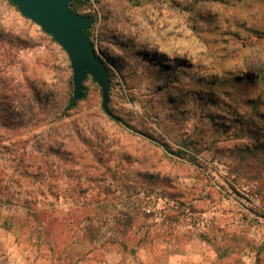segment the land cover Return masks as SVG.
Listing matches in <instances>:
<instances>
[{"label": "rangeland", "instance_id": "rangeland-1", "mask_svg": "<svg viewBox=\"0 0 264 264\" xmlns=\"http://www.w3.org/2000/svg\"><path fill=\"white\" fill-rule=\"evenodd\" d=\"M74 2L93 19L119 120L91 76L68 108L67 52L0 0V264H72L24 222L29 209L51 210L50 238L70 241L62 215L84 197L70 190L84 168L124 174L108 175L113 191L100 195L111 209L135 203L157 224L178 215L186 235L181 252L164 243L108 251L123 254L116 264H264V0ZM68 133L72 144L50 153L52 170L29 164L49 135ZM233 238L235 251L222 255Z\"/></svg>", "mask_w": 264, "mask_h": 264}, {"label": "trees", "instance_id": "trees-1", "mask_svg": "<svg viewBox=\"0 0 264 264\" xmlns=\"http://www.w3.org/2000/svg\"><path fill=\"white\" fill-rule=\"evenodd\" d=\"M9 3L15 6L10 0ZM70 5L77 10L74 0H71ZM99 58L107 66L100 56ZM73 107L74 103H72L71 98L68 108ZM57 132L58 131H55V134H58ZM66 138L69 139V144H72V136L69 133L67 135H62L59 140L58 138L56 139L55 136L49 135L48 139L45 140V146H41L37 150V154L32 153L30 155L31 161H29V164L33 163V165L41 169L45 167L48 170H52L55 159L50 156V153L55 150L57 143H60L61 146L66 145ZM81 157L82 156L79 158ZM72 159L74 160L75 158L73 157ZM160 174V172L154 173L147 171L141 173L144 179L148 177L151 179L160 177L166 179L168 177L167 175L160 176ZM108 175L111 176L112 179L118 181L125 177L123 176L124 174H118L116 170L114 171L111 169L107 171H92L84 168L83 170L79 169L76 171L77 180H79L80 183L77 187L70 190L72 192L77 191L84 197L82 200H76L71 210L62 215L64 220H67L68 227L71 231L70 241L60 244L59 246L58 242L50 238L51 222L46 221L44 218L50 214L51 210H27L24 226L30 228L32 233L37 237L51 239L50 242L52 245L58 247V251L60 252L58 259L65 255L72 264H98L99 262H104L103 258L108 251L118 250L123 254H135L139 247L154 246L159 243H164L169 249L168 252H181L186 235L182 234L176 228L180 221L177 218L178 215L167 216L162 213L164 217L163 221L157 224L155 222H149V219H154L157 216L156 213L140 210L138 208L139 205L135 203L131 205L126 204V208L122 207L119 210L115 209V207L111 209V205L107 202L106 198L100 197L102 193L108 194L113 191L111 184L106 182ZM123 184V187L128 189L129 185L124 182ZM89 191H94L93 196H86ZM28 202L29 200L27 203ZM201 236L207 239V236L204 234ZM232 240H234L233 242L235 243L229 242L222 255H228L235 251L234 248L237 239L233 238Z\"/></svg>", "mask_w": 264, "mask_h": 264}, {"label": "water", "instance_id": "water-1", "mask_svg": "<svg viewBox=\"0 0 264 264\" xmlns=\"http://www.w3.org/2000/svg\"><path fill=\"white\" fill-rule=\"evenodd\" d=\"M27 18L50 34L67 52L73 69L75 103L84 95V82L91 76L101 87L104 110L119 120L110 109L111 79L107 66L96 53L89 35L93 19L70 6L71 0H10Z\"/></svg>", "mask_w": 264, "mask_h": 264}, {"label": "crops", "instance_id": "crops-1", "mask_svg": "<svg viewBox=\"0 0 264 264\" xmlns=\"http://www.w3.org/2000/svg\"><path fill=\"white\" fill-rule=\"evenodd\" d=\"M106 259L109 263L116 264L123 259V254L118 252H107Z\"/></svg>", "mask_w": 264, "mask_h": 264}]
</instances>
